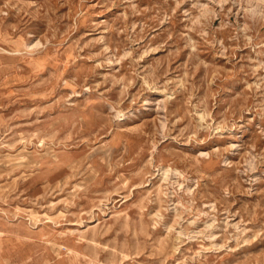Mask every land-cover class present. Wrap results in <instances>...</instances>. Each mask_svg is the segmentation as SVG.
<instances>
[{"label": "rangeland", "instance_id": "1", "mask_svg": "<svg viewBox=\"0 0 264 264\" xmlns=\"http://www.w3.org/2000/svg\"><path fill=\"white\" fill-rule=\"evenodd\" d=\"M0 264H264V0H0Z\"/></svg>", "mask_w": 264, "mask_h": 264}]
</instances>
